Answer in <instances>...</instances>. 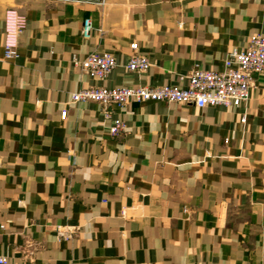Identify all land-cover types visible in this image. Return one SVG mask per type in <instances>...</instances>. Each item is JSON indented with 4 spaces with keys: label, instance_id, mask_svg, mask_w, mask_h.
<instances>
[{
    "label": "crops",
    "instance_id": "obj_1",
    "mask_svg": "<svg viewBox=\"0 0 264 264\" xmlns=\"http://www.w3.org/2000/svg\"><path fill=\"white\" fill-rule=\"evenodd\" d=\"M9 9L26 18L14 59ZM255 34L264 0H0L8 264H264V74L237 108L133 102L106 118L102 104L72 101L91 86L186 85L197 68L224 70ZM133 42L146 72L126 68ZM95 52L117 59L105 80L75 64ZM118 118L126 130L111 135Z\"/></svg>",
    "mask_w": 264,
    "mask_h": 264
},
{
    "label": "built area",
    "instance_id": "obj_2",
    "mask_svg": "<svg viewBox=\"0 0 264 264\" xmlns=\"http://www.w3.org/2000/svg\"><path fill=\"white\" fill-rule=\"evenodd\" d=\"M6 43L4 58L14 59L19 56L17 39L26 27V18L15 9L7 10ZM93 23L86 19L83 24V36L91 37ZM132 55L126 65L131 72H146L151 67L148 56L139 52V45H130ZM81 70L90 78L107 79L117 66V59L111 52L91 53L82 61L74 58ZM264 74V35L255 34L249 39L248 45L241 50H235L225 58V69L222 71L195 69L191 74L182 76L187 80L186 85L164 84L161 86H94L81 88L73 94L72 101H93L104 107L106 118L111 117L108 107L112 104L125 108L133 102L147 101L167 102L175 104L194 105L200 109L208 107L237 108L249 101L255 78ZM67 110H63L61 118L65 119ZM246 118L244 116L243 122ZM126 124L123 119L113 121L109 128L111 135L125 132ZM71 230L64 228L59 231L60 238H69ZM7 256L0 254V264H8Z\"/></svg>",
    "mask_w": 264,
    "mask_h": 264
}]
</instances>
